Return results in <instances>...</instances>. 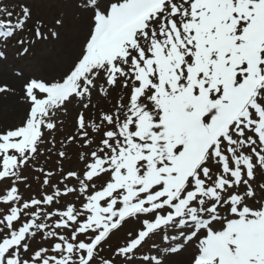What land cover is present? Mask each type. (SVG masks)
Segmentation results:
<instances>
[{
  "label": "snow or ice",
  "instance_id": "snow-or-ice-1",
  "mask_svg": "<svg viewBox=\"0 0 264 264\" xmlns=\"http://www.w3.org/2000/svg\"><path fill=\"white\" fill-rule=\"evenodd\" d=\"M34 6L56 15L26 31ZM17 7L14 19L0 7V73L21 82L26 105L0 130V264H264V0ZM68 18L79 38L63 70L31 71ZM113 94L89 115L94 96L107 105ZM69 105L80 110L66 142H82V168L59 169L56 184L36 168L38 194L25 198L24 170L55 147L46 137ZM125 224L124 242L104 256Z\"/></svg>",
  "mask_w": 264,
  "mask_h": 264
},
{
  "label": "rangeland",
  "instance_id": "rangeland-1",
  "mask_svg": "<svg viewBox=\"0 0 264 264\" xmlns=\"http://www.w3.org/2000/svg\"><path fill=\"white\" fill-rule=\"evenodd\" d=\"M9 4L16 9L15 13L19 11L17 7L19 4L14 2H10ZM55 15L56 13L51 14L48 13L47 11L42 12V11L33 10L32 20L28 21L25 30L27 31V29L32 26V21L35 20L37 16H39L46 23L51 24V21ZM61 31H62L61 43L59 45H56L54 49L52 48L44 49L43 47H38L35 50L36 52L35 57L31 58L26 65L31 71L38 74L54 76L63 70V68L59 65L58 66L60 67V69L58 68L57 66L58 62H56L57 59L56 57H54V53H58L59 55L64 54L63 49L68 40L67 33H65L67 32V27ZM10 74L12 75V73L9 72V75ZM3 84L4 81L0 80V86H3ZM93 103L98 104L99 108L92 110V112H89V115L91 116L93 115V113H95V115L98 116L100 109L105 107L110 108L115 103V94H113V96L109 98L107 105L103 100H101L97 96L93 97ZM24 106L26 108L25 104ZM25 108L22 111V114L20 115L19 119L16 120L12 108H10L9 106H5L4 103L0 104V130L18 124L25 115ZM79 110L80 109L77 106L69 105L68 113L67 114L62 113L57 121L58 126L56 132L54 133V137L53 136L46 137V139L49 141L53 140L54 138L55 147H53L51 143L42 146V149L44 150V154L39 156L36 161H34L32 164L29 165L27 169L24 170L23 174L28 177L27 184L30 185V187H26L24 183H21L19 184V189L21 194L25 198L38 194L39 185L43 177L39 172L35 171L36 168H43L45 171H52L53 173H55L56 175H54L52 179L53 184H56L60 179L59 169L62 168L66 173L69 170H80L82 168V164L79 161V152L82 150L80 148V144L82 142L79 141L78 139L75 143L71 145L67 144L66 142V137L68 135L75 134V116L77 111ZM47 149H51V151L49 152L47 151ZM61 150L66 152V158H64L63 160H61L58 156V152ZM37 177H39V179H37ZM68 183L71 186L72 184L75 183V181H69ZM0 187L3 186L0 185ZM44 191L50 193L51 188L49 187L47 189H44ZM64 203L65 201L62 200L61 205L58 206H62ZM130 227H131L130 224H125L123 228H121L118 232L115 233V235L112 236L108 244L105 245V251L103 253L104 256H109L111 254L110 247L114 248L124 242L126 233L128 232ZM33 247H36V243L33 244Z\"/></svg>",
  "mask_w": 264,
  "mask_h": 264
},
{
  "label": "bare ground",
  "instance_id": "bare-ground-1",
  "mask_svg": "<svg viewBox=\"0 0 264 264\" xmlns=\"http://www.w3.org/2000/svg\"><path fill=\"white\" fill-rule=\"evenodd\" d=\"M33 10L35 11H47L48 13L55 14L54 9H49L46 7H39L34 6ZM74 25L75 22L71 20V18L66 19L65 21V28L67 27V37L68 40L66 42V45L64 46V54L58 55L56 57L58 64L57 66H61L62 68L65 66L66 62L70 59L72 52L74 51L76 41L79 38L78 34L74 31ZM64 28V29H65ZM61 52V51H60ZM55 57V56H54ZM51 61V60H50ZM58 68L60 69V67ZM0 80L4 81L3 85H8L9 87L13 88L15 91L8 94H0V104H5V106H9L13 110L14 117H16V120L19 119L20 115L22 114V111L24 110V102L20 98L19 92H20V81L17 80L13 74L9 75V72L0 73ZM6 99V100H5Z\"/></svg>",
  "mask_w": 264,
  "mask_h": 264
}]
</instances>
